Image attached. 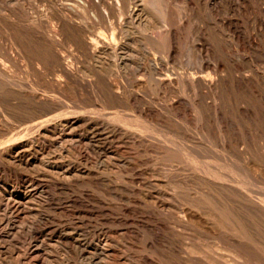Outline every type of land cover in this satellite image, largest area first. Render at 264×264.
Instances as JSON below:
<instances>
[{
    "label": "rangeland",
    "instance_id": "obj_1",
    "mask_svg": "<svg viewBox=\"0 0 264 264\" xmlns=\"http://www.w3.org/2000/svg\"><path fill=\"white\" fill-rule=\"evenodd\" d=\"M19 1L18 8L25 7L26 11L19 9L29 19L33 14V7L40 12H45L46 2ZM71 1L74 4L81 2V0ZM166 1H169L167 3L175 12L177 21L185 13L193 14L187 6L188 0ZM238 1L235 0L234 4L237 7L240 6L239 12H233L229 5L227 6L221 0H218V3H222L219 4L222 5L221 9H218L220 14H212L207 9L200 10L199 13L195 12L189 24L182 30L178 44L179 52L175 60L164 57L165 44L157 50L148 41L149 35L159 37L158 31L151 34L140 31L137 37L143 45L138 48L141 53L138 61L141 64L146 58L144 61L149 65L152 58V60L159 58L158 60H164L167 67L175 73H192L197 65L198 47L203 46L206 41L205 44L209 49L211 46L212 50L217 49L218 32H224L226 40L229 39L228 43H232L231 47L228 45V48L235 49L237 40L233 42L232 32L230 34L227 28L222 29L220 21L225 15L230 18L236 16L233 20L239 22L242 31L254 35V29L262 26L259 24L260 12L264 13V0ZM16 4V0H0V17H5L12 6L17 8ZM150 5L156 19L160 20L161 11L156 7L157 4ZM263 13L261 20L264 27ZM86 15L87 25L99 26L93 14ZM112 21L118 23L119 19ZM43 22L49 27H54L45 16ZM262 32L264 35L263 30ZM0 42L2 43H0V66L5 69L9 67L7 72L11 77L8 79L9 82L6 79L4 81L15 91L24 92L25 90L27 94L37 93L39 97L43 96L54 103L57 102V110L60 109L61 112L56 110L60 112L59 115L55 111L54 116L50 115L48 118L61 117L71 111L79 112L81 110L79 105L85 106L87 101H91L102 107L89 108L91 112L93 111V115L90 112L87 116L95 118L98 116L97 118H101L109 125L112 120H115L111 126L123 131L127 130L125 133L129 135H127V144L121 145L125 149L123 160L119 158L111 160L109 158L111 156H106L97 150H88L87 160L78 158L76 155L61 156L56 147H50L45 152L40 151L31 157L19 152L16 155V151L9 153L4 157L5 159L0 157V220L3 218L11 220V212L7 206L9 195L15 193L11 198L15 200L18 194H21L23 195L20 200L21 218L24 220L25 232L32 230L36 233L34 238H30L19 229H8L0 223V264H264V133L259 132L263 130L260 120L250 121L251 119L245 118L246 121L239 118L235 107V96L241 99L238 94L231 89H226L227 91L221 94L222 98L219 97L220 101L217 100V104L224 113V119L211 120L213 123L217 122V128L210 131V128L206 127L208 126L206 117L204 118L200 110L193 106V95L183 88L172 94L156 89L148 76L142 73L136 72L137 75L129 78L115 74L110 79L121 88V91L123 86L139 97L138 107L131 108L132 111L122 110L113 107L107 99L102 98L101 101L96 94H86L79 88L73 89L72 85L67 87L66 80L57 79L58 73L52 75L46 68L39 65L42 72L47 75V79L49 76L52 77L48 80L57 79L66 83L64 86L67 97L63 98L47 89L42 82L36 81L30 68H27L29 66L27 62H22L20 57L14 54L17 59L13 55L15 52L6 54L2 51L7 43L1 37ZM69 45L66 47L68 52L62 53L65 56L73 52V46L68 47ZM239 52L241 60L245 59V62L253 63L257 67L252 54ZM4 53L6 56L3 55ZM72 60L75 66H82L79 65V61ZM223 63L225 71L234 64L236 67L239 66L238 62L232 64L233 62L224 60ZM135 67L139 69V66ZM225 71L223 75H227ZM79 75L91 82L95 80L93 76H86L83 73ZM1 83L0 81V95H2L0 97L5 98L6 89ZM1 98L0 124L1 127L6 126L2 128L6 132L4 131V136L0 139V156L11 146L19 144L21 148V145L26 143L25 140L30 138L32 131L42 122L36 120L25 123L18 117L13 118L14 116L7 113V109L10 110L12 106L8 105L9 103L6 104L5 99ZM177 98L185 100L187 114L184 111L182 114L172 111L170 113L163 109ZM14 103L17 104V101ZM146 107L158 109L159 112L149 116L148 119L144 114ZM233 109L234 113H232ZM222 121L235 125L239 129L238 132L234 126L233 129L232 127L224 128L221 125ZM29 124L34 128L32 129ZM26 129H29L30 134ZM132 140L136 144L132 143ZM144 142L147 144L145 145ZM55 166L63 167V169L56 170ZM68 168H75L81 173L67 172ZM20 176H25L28 180L35 179L40 185L32 188L31 182L21 183ZM41 185L45 186L44 189H40L42 192L35 191ZM51 231L57 232L52 234ZM70 234L77 235L75 236L77 242L68 238ZM234 240L244 246H240ZM98 241L103 243L106 241L111 247L108 254H113L108 257V260L107 253L102 254L100 248L98 251L95 250L99 244Z\"/></svg>",
    "mask_w": 264,
    "mask_h": 264
},
{
    "label": "bare ground",
    "instance_id": "obj_2",
    "mask_svg": "<svg viewBox=\"0 0 264 264\" xmlns=\"http://www.w3.org/2000/svg\"><path fill=\"white\" fill-rule=\"evenodd\" d=\"M22 1L24 2L26 0H22ZM42 1L47 3V4L45 3L46 4L45 12H40L35 7H33L34 9L32 10L34 11H33V14H31V18L29 19V17H27L23 13V11H26L24 9L25 7L24 8L19 7L23 9V11L19 9L18 5L20 1L16 0L17 8L15 7L13 8L12 6L13 9L9 8L10 10L5 15V17H0V37L1 39L5 40L7 43L6 46H4L2 51H4L6 54H9V52H12V53L15 52L13 53V55L17 54V56L20 57L22 62L23 61L24 63L27 62V64L29 65L27 66V68L28 67L30 68V71L36 77V81L42 82L44 86L47 87V89L49 88L50 90L56 92L61 97L66 98L67 95H66L65 86H64L66 83H64L62 80H57V79H63L64 81L65 80L67 81L68 83L67 87L68 86L70 87V85H72L73 89L79 88L82 91H85L86 94H90V95L96 94L98 98H100L101 101H102V98H104V100L107 99V101H109L113 107L115 106L122 110H130L133 107H136V106L138 107V104H139L138 95L132 94L130 91L127 90V88L123 86H122L123 90L121 91V88H119L117 84L111 81L110 77L111 76L113 77L115 74H119L123 78L124 77L129 78L132 76L134 77V75H137L136 72H139V73H142L143 75L148 76L152 85L158 90H165L169 93L171 92L172 94H174V92H177L178 89L183 88L186 91L190 92L193 95L192 97H194L193 106L195 107V109L200 110L204 118L206 117V119L208 120V122H206L208 123V126L206 127L210 128V131L211 129L213 130V128H217V122L213 123L211 122V120L220 121L218 120V118H223V114H224L222 113V110L219 108L217 104L218 103L217 100L220 99L219 97L222 98L221 94L226 89L228 90L231 89L235 94L239 95L238 97H241V99H238L237 95L236 96L234 95L236 97L235 107L237 109V115L239 116V118L241 120H244L245 118L246 119L249 118L251 119L250 121L260 120L262 122L261 127L263 128V130L259 132L264 133V38H263L264 35L262 32V30L264 31V29H262L263 24L261 20L263 12H260L261 15L259 18V22H260L259 24H261L262 26L256 30L253 28L255 31L253 32L254 35L253 34L249 35L245 33L244 31H242L239 22H236L235 20H233V18H235L236 16L233 17L232 15L233 18H230V17H227L228 15H225V17L222 15V17L224 18L222 20L220 19L221 21L220 23L219 22L218 23L220 24V27H222V29L227 28L230 31V34L232 32V37L234 38L233 42L235 41V39L237 40V47L235 49H230L232 43L231 44L228 43L227 40L229 39L226 40V37H225L226 35L223 34L224 32L223 33L218 32L219 35L218 36L216 35L218 39L217 49L215 48L216 46L213 47L215 48V50L211 49L212 46L209 49L207 45L205 44L206 41L204 42L203 46L198 47L197 58H196L197 65L193 69L194 71L192 73H187V72L175 73L173 70L167 67L164 60H158L159 58L158 59L154 58V60H152L153 58L151 60L149 59L150 60L149 62L151 64L149 63L148 65V63L144 61L146 59L144 57L145 59L142 60L143 63L141 62L140 64L138 60H140L139 55H141V53L139 52L138 48L141 47L143 43L137 37V35L138 34L140 35V31L143 33L145 32L147 34H151L154 31H158L159 37H153L149 35L148 41H150L151 46L155 47L156 49L165 44L164 57L167 59L175 60L179 52L178 44L181 39L182 30L185 28L186 25L189 24L191 16L195 12L199 13V11L203 9L205 10L207 9L211 11L212 14H218L219 13L218 9H221L222 7V5H219L222 3H218V0H188L187 6L189 8V11L192 12L193 14L189 13L187 9L188 13H185L184 15L179 17V21H177V17L175 18V12L171 10V7L169 6L170 4L168 5L169 1H166V0H97L96 2L95 0H81V2H78V3L75 2V4L71 0H41V2ZM70 1L72 2V4L70 3ZM221 1L224 4H227V6L229 5V8L233 12L238 11L240 9V6L237 7L236 4H234L235 0L234 1L233 0H221ZM239 2L240 1H238V3ZM151 3L157 4L156 7L159 8L158 9L159 11H161L160 20H157L154 14L152 13L150 9ZM209 11H206V12H209ZM89 13L93 14L95 20L98 21L99 26L94 27V26L86 24L87 21L85 20V16H87L86 14H89ZM44 16L49 21L52 22V24L54 25L53 28L49 27L45 22H43ZM118 19H119L118 23L116 21H112V20H118ZM263 19H264V13H263ZM219 24H217V26ZM259 26L260 25H258V27ZM216 31H219V30H216ZM58 37H61V39H58ZM69 44L72 45L74 49L73 50L71 49L73 52L68 53V56H65L62 53L68 52V51L66 52V47ZM70 45L68 47H70ZM228 45H230L229 48H228ZM239 51L252 54L254 56V61L257 63V67L253 63L245 62L244 58H243L244 60H241L242 58L238 54L240 53ZM5 53L3 55H5ZM14 56L17 58L16 55ZM72 59L79 61V65H82V66H75L76 64L74 63L75 64L74 65L73 62H71L73 61ZM224 60L233 62L232 64H234L235 62H238L239 66L236 67L234 64L233 66H230V68L225 71V65L223 63ZM10 62L11 61H9V63ZM39 65L40 67L42 66L46 68L47 72L48 73L50 72L52 75H55V73H58L59 74L58 78L56 80H51V81L48 80L49 77L50 79H52V77L49 76L47 79V75L42 72V68H39ZM135 66H139V69H136L137 67ZM7 68L9 70V67ZM7 68L5 69V67L3 68L0 66V81L2 82L1 84L4 86V88L6 89L5 98L4 97L3 98L5 99V102H7L6 104L9 103L8 105H11L13 108V109L11 108L12 110L7 109L8 110L7 113L10 116H14L13 118L18 117L20 120L25 121V123L33 122L36 120H39V121L41 120L42 122L38 124V126L36 127L34 131H32L31 135H29L30 138L27 139V141L25 140L26 143L22 144L21 148L19 144L16 146L15 145L11 146L10 148H7L8 151H5L6 153L2 152L0 157L4 158L7 155H9V153H11L12 151H16V155H17V152H19L22 155L31 157V156H34L35 154H38V152L40 151L45 152L46 150L50 149V147H56L57 151L59 152L61 156L63 155L75 156L76 155L78 156V158L80 157L86 160H87L88 150L100 151V153L106 156L113 157V158L109 157L111 160H115L116 158L123 160L125 158V153L123 152V150L125 149H123L121 145L127 144L126 140L128 139V136H129L128 134L125 133L127 130L123 131L119 128H116L115 126L113 127V125L111 126L112 122H115V120L114 121L112 120V122H110V125H109L101 118H97L98 116L96 118L87 116L91 112V109L93 107L97 108V107H100L101 105H99L98 103H91V101L90 102L87 101L86 102L87 105L85 106L79 105V108L81 109V110L78 109L79 112H72V111L67 112L66 110L64 111L62 110L63 112L66 111L67 114L69 113V115L61 114L62 115L61 117L55 116V117L48 118V116L55 114V111L57 110V107H56L57 102L54 103L49 98H46L43 96H42L43 98L39 97L37 93L27 94L24 89H23L24 92H21V91H15L12 88H10L9 87L10 85L6 83V81L11 78L9 72H7ZM50 68H52V70ZM224 71L225 73L227 72V75H223ZM80 73H83L86 76L87 75L93 76L95 80L91 79L92 80L91 82V81L86 80L85 78H81L79 75ZM4 79H6V81H4ZM13 84L15 85V83ZM14 85L12 87H14ZM16 87H18V85ZM3 91L4 90L2 89V92ZM0 96L2 97V95ZM232 98L233 96L231 97V101H232ZM16 101H17V104L14 103ZM184 101L185 100L181 98L173 99L171 103L169 102L170 104H168V106L166 105V107H164L163 109L167 110L168 112L170 111H172L173 113L176 112V114L177 113L182 114V112L184 111V113L187 114V109H186V105L184 104ZM57 111H60V109ZM232 111H233L232 113H234V109ZM158 112H159L158 109H151L149 107H146L144 110V114L147 116L148 119H149V116H153ZM160 112L162 111L160 110ZM59 113L57 115H59ZM139 117H141V115ZM212 117L213 119H216V120L211 119ZM42 118H44V120ZM160 119H162V117ZM227 119L229 120V118ZM256 124L258 123L256 122ZM203 125H207V124H203ZM221 125L224 128L232 127V129L234 126L237 129V132L239 130L235 125L230 124L228 121H222ZM5 127L4 125H2L1 127V124H0V139L4 136L3 133L5 130L3 131V129ZM26 128H29V127H26ZM33 128L34 127H32V129ZM247 130L248 129H246V131ZM27 131L30 134L29 129ZM134 135L135 134L133 132V136ZM138 137L140 138L141 136H138ZM147 137H149V135ZM131 142L134 143L133 140ZM144 144L146 145L147 143L144 142ZM145 150L148 151L147 149ZM75 168L73 169L68 168V170L67 169L65 170H67V172H70V173H81L80 171H77ZM54 169L59 170V169H63V167L55 166ZM87 172L88 174H90L89 170ZM20 180H21V183H24V184L31 182L30 187L32 188L40 185L35 179L28 180L25 176H20ZM44 187L41 185L38 189H35V191L42 192L40 191V189H44ZM56 187H59V186H56ZM14 194L15 193L13 194L11 193L9 195V199L7 200L8 202L7 206L9 207L10 212H11V220H7L3 218L2 220H0V223L1 225L2 224L5 225L8 229L17 228V230L19 229L20 232L27 234V236H29L30 238H34V235L36 233L32 230H29L26 233L25 228L23 226L24 220H22L21 218L22 204L20 202L21 197L23 195L18 194V196L15 199L16 201H15L11 199L13 198ZM17 199H19V201H17ZM255 200H254V203H255ZM236 208L234 210H236ZM51 232L52 234H55L57 231H51ZM68 236H69L68 238H71L75 242H77L75 239V236L77 237L76 234H70ZM234 241L237 242L236 240ZM237 243L240 246H244L240 242H237ZM99 248L101 249L102 254L104 253L106 255V253L108 254L109 248L111 247L107 244L106 241L105 243L100 241L98 246H96L95 250L98 251ZM110 255L109 254L107 255V260H108V257H110ZM109 262H110V259H109Z\"/></svg>",
    "mask_w": 264,
    "mask_h": 264
}]
</instances>
